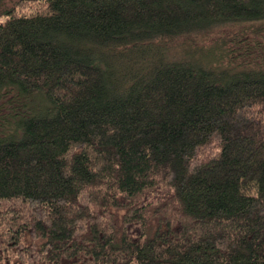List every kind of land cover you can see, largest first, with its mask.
Segmentation results:
<instances>
[{
    "label": "trees",
    "instance_id": "16d2710c",
    "mask_svg": "<svg viewBox=\"0 0 264 264\" xmlns=\"http://www.w3.org/2000/svg\"><path fill=\"white\" fill-rule=\"evenodd\" d=\"M0 264H264V0H0Z\"/></svg>",
    "mask_w": 264,
    "mask_h": 264
}]
</instances>
